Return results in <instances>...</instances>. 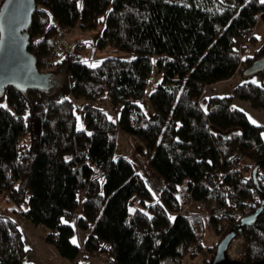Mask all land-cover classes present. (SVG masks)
I'll list each match as a JSON object with an SVG mask.
<instances>
[{"label":"trees","instance_id":"trees-1","mask_svg":"<svg viewBox=\"0 0 264 264\" xmlns=\"http://www.w3.org/2000/svg\"><path fill=\"white\" fill-rule=\"evenodd\" d=\"M35 6L26 33L39 71L52 61L59 31L96 28L103 14L95 45L115 55L92 67L69 53L48 65L46 89H3L0 191L16 206L26 205L25 217L46 227V241L72 264H78L79 254L98 253L106 256L98 258L101 264H183L186 256L203 251L206 220L218 242L230 230L243 238V262L264 259L262 127L232 106L235 97L264 110V69L244 73L264 47L253 57L238 51L254 38L264 4L35 0ZM75 48L81 49L77 43ZM155 72L161 78L147 95L153 110L148 115L141 99ZM236 72L256 76L255 83L245 80L231 95L205 97V88ZM73 99H82L81 127ZM234 128L239 131L225 134ZM120 131L143 144L147 165L161 181L158 201L151 202L146 181L128 156L116 153ZM183 180L181 204L176 190ZM136 199L144 209L129 210ZM250 200L249 214L261 201L263 208L238 232ZM188 201L202 206L201 213L183 211ZM75 229L84 235L83 246L72 243ZM26 249L19 225L0 214V264H24Z\"/></svg>","mask_w":264,"mask_h":264},{"label":"rangeland","instance_id":"rangeland-1","mask_svg":"<svg viewBox=\"0 0 264 264\" xmlns=\"http://www.w3.org/2000/svg\"><path fill=\"white\" fill-rule=\"evenodd\" d=\"M104 18L105 14L100 17V22H98L97 27L89 29L88 31L81 30L79 26L68 29L66 31H59L58 40L64 42V49L60 52L58 57H65L67 56V54L73 53L74 55L79 56L81 59L85 60L88 65H98L100 61L105 57L115 55V53L108 52L107 50H98L95 45L96 37L103 27ZM76 43L81 47V49L75 48ZM240 47L241 45L239 43L238 49H240ZM262 47H264V18L258 20L254 28V38L252 39V41H244L242 50L238 51L241 52V56L243 57H253L256 51L261 50ZM262 57H264V53L258 54V59ZM47 70L48 66L42 69L41 72L47 73ZM150 77L151 78L146 88L147 92L145 94V97L141 99V107L143 110H145V113H147L148 115L152 114V110L147 95L152 89V86L155 83L156 79L158 78L156 73H153ZM255 79L256 76L246 78V75L244 73L236 72L235 77L233 76V78H231L229 81L222 80L219 83L213 84L211 85V87L205 88L203 93L205 97L211 96V94H215L218 96L231 95L232 89L236 84H240L245 80L254 81ZM81 100L82 99H80V101L73 99V103H75L74 106L76 108L75 114L77 116V124L79 127H81L82 125L80 124V122L82 121ZM200 106L202 108H205V100L203 96H201L200 98ZM232 106L240 108L252 123L253 121H255V123L253 124L260 125L262 127L261 136L262 138H264V110L253 109L251 106H249L248 102L245 99L242 100L235 97L233 98ZM105 109L109 112L108 115L112 116L109 109ZM234 130L239 131V128L227 130L225 131V134H230ZM117 134L118 135L116 139V153L128 156L136 171L144 177L146 181V186L149 188L151 193V202L158 201L157 194L161 188V181L159 180L158 176H156L154 172L150 169V167L147 165V159L146 155L144 154L143 144L140 143L137 138L130 136L127 133H123L122 131H120L119 133L117 132ZM245 165H248L250 168L254 167L249 163H245ZM250 168L248 169V171L250 170ZM248 171H246V173ZM177 186L178 187L176 190V197L182 204L185 199L184 192L187 186L186 180H183L182 183L178 184ZM140 208L144 209L140 201L136 199L132 204H129L128 209L132 211ZM25 209V204L16 206L11 202L9 198H7L4 192L0 191V214L8 217L10 216L12 219H14L17 225H19L24 247L29 250L25 257L26 259L24 260V264H72L71 261L66 258L64 259L62 256H60L55 246L46 241V227H44L43 225H33L25 217V215L23 214ZM183 209H190L191 211H194L196 209L199 213H201L203 207L196 206L192 201H188L183 205ZM201 216L206 218V213ZM204 228L205 231L202 247L203 251L199 254H196V256L192 258L187 256V258L191 262H193V264H207L209 259L215 254L216 251L215 245L218 243L219 240L218 232H216L213 228L210 227V225H208L207 220L206 222H204ZM74 233V238L76 239V241L82 238V241H84L83 233L81 231L75 229ZM77 234L82 237H78ZM232 244H234L233 247H231ZM236 244H238V249H240L242 246L245 248L242 237L239 236L237 238H234L230 242L228 247V249L230 248L229 254H226L228 260H232V257H230L229 255H234ZM98 256L95 257L88 254L87 258H84L83 255L79 254L77 261L78 264H101V261L98 260ZM242 256L243 255L240 256V260L238 261H242Z\"/></svg>","mask_w":264,"mask_h":264},{"label":"water","instance_id":"water-1","mask_svg":"<svg viewBox=\"0 0 264 264\" xmlns=\"http://www.w3.org/2000/svg\"><path fill=\"white\" fill-rule=\"evenodd\" d=\"M35 0H4L0 6V22L3 23L4 31L0 36L3 39V47L0 48V93L6 87H12L20 91L27 89H46L48 84L47 73H42L36 67L33 55L27 49V27L29 26L32 13L35 10ZM11 10V11H9ZM264 69V57L256 59L253 64L244 70L246 74H253L255 71ZM252 173L253 182L258 189L256 181V168ZM254 212L240 219L238 232L241 226L250 225L263 208L262 201ZM235 231L230 230L218 242L210 264H248L243 261L228 260L226 257L230 242L234 239ZM250 264H264L261 261Z\"/></svg>","mask_w":264,"mask_h":264},{"label":"built area","instance_id":"built-area-1","mask_svg":"<svg viewBox=\"0 0 264 264\" xmlns=\"http://www.w3.org/2000/svg\"><path fill=\"white\" fill-rule=\"evenodd\" d=\"M63 49H64V42L58 40L57 43H56V45H55V47H54V53H53L52 61H50L49 63H47V64H46V67H47L49 64H52V62L56 61V59L58 58L60 52H61ZM260 178H264V172L260 175ZM255 196H256V193H253V197H255ZM247 204H248V205H247L246 207H244V209H243V213H244L245 215H248L249 210H250V206L253 205V201L250 200ZM183 211H184V209H183ZM183 211H182V212H183ZM233 245H234V244H232L231 247H233ZM241 248H242V250H241ZM241 248L238 249V244H236L234 255H231V254L229 255L230 257H232V258H231L232 260H237V261H238V260H240V259H239L240 256H241V255H244L246 248H244L243 246H242ZM229 251H230V248L227 250V252H228L227 255L229 254ZM98 255H99V259H100L101 261H103V260L106 259V256H105L104 254L99 253ZM233 258H235V259H233ZM182 262H183V264H193V262H191V261L187 258V256L183 259ZM197 264H201V263H197Z\"/></svg>","mask_w":264,"mask_h":264},{"label":"snow or ice","instance_id":"snow-or-ice-1","mask_svg":"<svg viewBox=\"0 0 264 264\" xmlns=\"http://www.w3.org/2000/svg\"><path fill=\"white\" fill-rule=\"evenodd\" d=\"M14 2V0H9V3H13ZM260 2L262 3V4H264V0H260ZM9 11H11V10H9ZM3 31H4V27H3V23L2 22H0V34H2L3 33ZM3 39H2V36H0V48H2L3 47ZM37 43H39V42H37ZM96 65H92V67H95ZM253 83H255V81H253ZM3 105H0V107H2ZM253 123H255V121H253ZM65 223H67L66 221H64ZM72 243L73 244H76L77 243V241H76V239L75 238H73V240H72ZM27 250V249H26Z\"/></svg>","mask_w":264,"mask_h":264},{"label":"crops","instance_id":"crops-1","mask_svg":"<svg viewBox=\"0 0 264 264\" xmlns=\"http://www.w3.org/2000/svg\"><path fill=\"white\" fill-rule=\"evenodd\" d=\"M156 73V75H157V79H156V81H155V83L158 81V80H160V75L157 73V72H155ZM236 74V73H235ZM234 77H235V75H234ZM232 78H233V76H232ZM231 79V78H230ZM230 79H227L228 81L230 80ZM154 83V84H155ZM152 110V109H151ZM143 111H145V110H143ZM152 112H153V110H152ZM78 235V237H82V236H80L79 234H77ZM83 237H84V235H83ZM83 239V238H82ZM82 239H78V244L79 245H82L83 246V241H82Z\"/></svg>","mask_w":264,"mask_h":264}]
</instances>
